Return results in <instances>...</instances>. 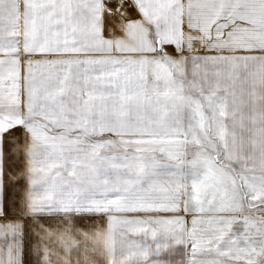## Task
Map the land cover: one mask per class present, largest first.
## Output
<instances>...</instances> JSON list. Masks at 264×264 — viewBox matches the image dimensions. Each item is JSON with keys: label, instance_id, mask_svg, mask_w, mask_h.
Listing matches in <instances>:
<instances>
[{"label": "snow or ice", "instance_id": "6c2138e0", "mask_svg": "<svg viewBox=\"0 0 264 264\" xmlns=\"http://www.w3.org/2000/svg\"><path fill=\"white\" fill-rule=\"evenodd\" d=\"M0 264H264V0H0Z\"/></svg>", "mask_w": 264, "mask_h": 264}]
</instances>
